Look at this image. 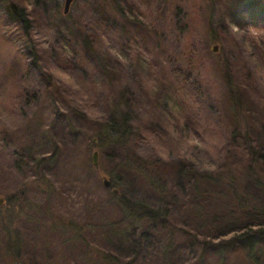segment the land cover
Masks as SVG:
<instances>
[{"label":"rangeland","instance_id":"374dc122","mask_svg":"<svg viewBox=\"0 0 264 264\" xmlns=\"http://www.w3.org/2000/svg\"><path fill=\"white\" fill-rule=\"evenodd\" d=\"M84 1L63 15L65 0L59 13L0 0V198L14 202L0 212V264H250L238 248H211L245 219L232 193L201 184L195 200L172 183L177 162L239 174L245 157L226 151L264 139V19L248 20V0H119L115 13ZM122 95L131 120L104 157L96 135L131 111ZM112 172L117 197L103 183ZM135 203L159 215L139 217Z\"/></svg>","mask_w":264,"mask_h":264},{"label":"trees","instance_id":"16d2710c","mask_svg":"<svg viewBox=\"0 0 264 264\" xmlns=\"http://www.w3.org/2000/svg\"><path fill=\"white\" fill-rule=\"evenodd\" d=\"M101 0H85L84 5L87 10L91 12L96 11L95 2ZM119 0H102L103 3H108L113 6L111 8L112 12L115 13L116 9L120 3ZM36 3H40L39 6L45 8L48 5H51L53 9L59 13V3L58 0H36ZM8 11L11 19L17 24L25 25L26 20L23 19L22 15L18 13L16 8L13 5L8 6ZM121 18H125L123 12H118ZM252 23L257 21L260 23L264 19V0H248L245 12H244ZM111 20V21H110ZM105 23L108 27L110 24L114 23L113 18H105ZM264 21V20H263ZM26 28V25L25 27ZM24 69L28 70L30 64L26 63L24 59ZM183 82L187 86H199V82L197 80L184 79ZM197 93L200 89L195 90ZM27 102H30V99H27ZM27 105V104H26ZM120 107H123L126 111L127 108L131 109L129 113H124L121 117V126L115 124L112 119L107 120L102 126L101 130L97 133L96 137L98 139L97 148L103 154L104 157H112L111 151L115 149L117 141V133L121 134L119 131H123L122 134L126 133V125L130 122L131 119L129 117L132 116L133 108L127 97L124 95L121 96L120 99ZM236 134L232 135V140H236ZM256 137V136H255ZM254 137V138H255ZM249 138L245 136L241 139V141L237 144V150L228 149L227 155H232L234 158L239 155L245 157L246 161L245 165L242 166V172L237 174L231 170L226 171L224 174H220L217 176L209 175L210 170H213L214 166L207 160H203L204 168L202 171H194L192 168H188V164L184 162H177V165L173 167V183L172 186L174 189H177V197L179 195L190 194L195 200H199L202 197L203 191L200 186L203 185H212L216 183V186H222L224 189L229 190L232 193V203L235 204L239 209H245L247 213L243 216L245 219L242 221V225L237 226L235 229H227V233L223 234L222 231H216L213 234V242H211V248L216 250H226L240 249L241 256L244 260H246L250 264H264V139L256 137ZM231 140V141H232ZM113 153V151H112ZM241 156V157H242ZM49 159V158H48ZM137 161H139L137 159ZM193 161V160H192ZM45 160L40 159L36 168L39 171L38 166H44ZM123 169L128 170V167L125 166ZM205 170V171H204ZM37 170H35V175H38ZM41 175H39L40 177ZM109 188L113 190L112 196H119L117 193V187L122 186L121 175H118L117 172H112L109 174ZM148 179V178H147ZM42 180L39 178V182ZM214 181V182H213ZM157 189L153 188L156 194V198L161 202L165 201V198L168 197V193L163 189L161 183L159 182ZM187 188H190L188 193ZM7 197V196H6ZM192 198V200H193ZM123 202V201H122ZM160 202V203H161ZM167 203V202H165ZM14 204L11 198H5L4 200V208H0V212L2 209L11 207ZM123 205L127 208L128 205ZM164 205V204H161ZM131 208V207H128ZM239 209V210H240ZM133 211L139 214V217H144L148 221H152L157 218L159 215L158 212L152 208L144 206L143 204H134ZM215 218V215H213ZM242 218V219H243ZM163 218H161L162 220ZM216 219V218H215ZM246 222V223H244ZM230 235V239L224 240L225 237ZM132 236L128 235L125 240L131 245L132 244ZM222 240V241H219ZM203 245V244H202ZM205 248V245H203ZM125 251V249H121ZM135 249L133 250V252Z\"/></svg>","mask_w":264,"mask_h":264},{"label":"water","instance_id":"95a60500","mask_svg":"<svg viewBox=\"0 0 264 264\" xmlns=\"http://www.w3.org/2000/svg\"><path fill=\"white\" fill-rule=\"evenodd\" d=\"M72 1L73 0H65L64 9H63V15H67L68 14ZM96 158H97V153H94L93 156H92L94 167H97V159ZM103 183H104V186L106 188L109 187V182L107 180H104ZM3 202H4L3 199L0 198V206L3 205Z\"/></svg>","mask_w":264,"mask_h":264},{"label":"flooded vegetation","instance_id":"af4514ba","mask_svg":"<svg viewBox=\"0 0 264 264\" xmlns=\"http://www.w3.org/2000/svg\"><path fill=\"white\" fill-rule=\"evenodd\" d=\"M3 199V198H2ZM3 201H4V199H3ZM3 204H4V202H3Z\"/></svg>","mask_w":264,"mask_h":264}]
</instances>
